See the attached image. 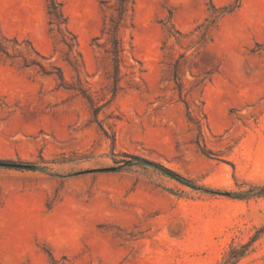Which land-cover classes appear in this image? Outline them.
I'll return each instance as SVG.
<instances>
[{"label":"rangeland","instance_id":"1","mask_svg":"<svg viewBox=\"0 0 264 264\" xmlns=\"http://www.w3.org/2000/svg\"><path fill=\"white\" fill-rule=\"evenodd\" d=\"M61 1L84 60L77 71L47 0H0V42L22 55L0 53V159L39 166H0V264H220L249 242L234 264H264V195L254 190L264 186V0H241L205 37L214 10L234 0H136L116 96L102 35L114 0ZM24 56L108 101L99 118L110 136L81 95L23 67ZM112 156L130 161L92 171Z\"/></svg>","mask_w":264,"mask_h":264},{"label":"trees","instance_id":"2","mask_svg":"<svg viewBox=\"0 0 264 264\" xmlns=\"http://www.w3.org/2000/svg\"><path fill=\"white\" fill-rule=\"evenodd\" d=\"M48 2V13L50 15V25L53 27L52 30L57 29L59 32L62 33V43L66 47L65 51V57L64 59L69 63V65L73 68V70L77 71L78 62H81V64L84 66V60L82 53L79 49V39L76 33H74L68 23V17L65 15L63 11V2L61 0H47ZM136 0H114V3L110 7L111 12L109 17L106 19L105 26L102 29V35H107V47L105 49L108 58L110 59V65L112 69L108 71V78L112 82V87L110 89V92L113 94V96H116L118 91L121 88V80L123 78L121 65L124 61V55H125V47L124 43L121 37V31L124 27V22L126 21L128 13L134 9ZM241 6V0H234L230 6H225L219 12H216L217 10H214V17L209 21V24L206 26L205 31L202 33V37H205L207 35L208 29L213 26V24L216 23L218 17L220 15H225L228 13L234 12L237 8ZM212 7L215 9V5L212 4ZM101 36H96L94 38V41L99 39ZM6 40H9L8 38L4 37ZM12 41L15 44H18L19 40L17 37H13ZM29 43H31L29 41ZM33 49L34 46H32ZM0 53L2 55H6L9 58L13 57H19L22 55L19 54H11L5 44L0 42ZM23 67L29 68L32 66H38L40 69V72H42L45 75H54L56 79L58 80L59 87H63L67 90H73L76 91L79 95H81L90 105L92 109V113L94 115L95 121L98 123L100 128L103 130L105 135L108 137L109 132L105 129V126L103 125L102 121L99 118V114L102 110V108L108 103L106 101L103 104H98L92 94L89 92V89H86L82 86L80 80L78 79L77 82H74L73 84H69L65 78V75L62 71V69L58 66H54L53 69H47L43 64L38 62L35 59H28L25 56L23 57ZM174 77L178 84L180 94L183 93L182 83L180 82L178 72L175 68L174 70ZM114 139V138H113ZM126 157H130L132 160L136 161V163H142L147 165H154L157 167H160L166 171H168L169 175H171L172 178L176 179L178 182L187 185L194 189H203L207 192H216L218 190H214L213 188H210L208 186H201L198 183H196L194 180L185 177L181 174H178L176 172L167 170V168H164L157 162H154L152 160L143 158L139 155L134 154H125ZM112 159L115 163L113 166H108L105 168H98L94 169L92 171L96 172H105V171H115L120 169L121 165L120 163L122 161L127 162L130 160L123 159L120 160L116 156H112ZM0 166L8 167V168H16V169H33L36 170L39 168L37 164L34 163H28V162H16L14 160H4L0 159ZM58 175V174H57ZM254 190L257 191L258 194L264 195V186H255ZM241 197V196H237ZM250 246V242L243 244L240 248L233 247L228 254V256L220 263V264H234L236 263L241 257H243L248 250V247Z\"/></svg>","mask_w":264,"mask_h":264}]
</instances>
